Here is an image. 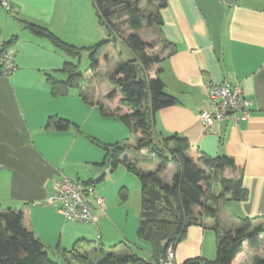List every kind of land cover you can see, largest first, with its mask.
<instances>
[{
  "label": "crops",
  "instance_id": "obj_1",
  "mask_svg": "<svg viewBox=\"0 0 264 264\" xmlns=\"http://www.w3.org/2000/svg\"><path fill=\"white\" fill-rule=\"evenodd\" d=\"M90 2L10 0V10L0 8V42L17 37L12 46L16 70L9 77L0 76V210L23 212L25 227L68 264H72L71 257L75 259L71 251L79 241L81 253L99 246L120 250L125 244L119 255L132 252L150 261L151 245L137 237L142 207L140 179L123 163L112 170L105 150L91 141L114 145L129 139L135 143L131 130L112 115L117 104L109 97L114 90L109 78L121 60H116V51H104L98 69L85 73L88 87L55 97L48 78L65 81L63 68L72 61L20 22L45 27L77 47L93 46L106 32ZM160 15V26L137 33L143 41L156 44L155 53L166 57L161 78L165 90L178 101L155 114V131L163 137L187 139L193 155L233 161L232 166L223 168L221 176L242 178L248 195L240 201L222 200L219 220L223 231L234 232L246 218L252 228L264 225V0H168ZM163 41L174 44L171 56L163 49ZM119 53L130 56L126 49ZM224 81L243 88L251 100L250 117L238 125L226 120L205 128L199 120V113L210 109L205 87ZM50 117L67 119L77 128L66 132L49 129ZM123 159H138L144 172L158 167L147 150H130ZM197 166L204 168L200 162ZM174 173L175 166L170 165L160 176L171 184ZM62 177L95 184L105 201V206L96 210L95 225L67 220L59 206L50 204L55 183ZM212 191L215 195L220 192L219 188ZM194 210L201 212L199 207ZM258 237L259 245L246 242L233 264H253L256 258H264V234ZM216 256V234L208 218L202 225L189 227L186 238L175 247V264L197 258L214 261Z\"/></svg>",
  "mask_w": 264,
  "mask_h": 264
},
{
  "label": "trees",
  "instance_id": "obj_2",
  "mask_svg": "<svg viewBox=\"0 0 264 264\" xmlns=\"http://www.w3.org/2000/svg\"><path fill=\"white\" fill-rule=\"evenodd\" d=\"M96 12L100 26L106 36L99 43L89 47H77L66 43L47 28L20 20L23 27L30 32L48 39L69 57L80 58L84 52L91 57V70L98 69L101 56L106 50H114L123 46L130 56L121 60L109 81L114 87L109 97L116 102L113 116L125 124L132 133L133 144L129 139L103 145L91 139L106 152V161L115 170L124 164L129 171L137 175L142 186V207L137 237L149 243L153 250V258L145 261L136 253L124 255L108 253L101 246L95 249L103 259L93 263L89 253H81L80 241L73 247L71 254L77 260L90 264H158L166 255L167 249L174 248L187 235L189 227L201 223L205 218L213 221L216 234L217 256L214 261L189 259L184 264H233L235 258L243 252L244 244L259 245V235L264 234V225L252 228L249 219H243L242 225L232 231H223L219 220V205L224 198L240 201L247 198L248 192L243 187L242 178L227 179L221 176L225 166H232L233 161L227 157L207 158L193 155V148L187 139L178 135L160 136L154 128L155 114L177 104V98L165 90L161 78L162 63L166 60L161 54L155 53L156 44L147 43L137 34L143 28H151L162 24L160 9L167 5L168 0H158L154 13L145 16L139 1L134 0H90ZM156 0H145L146 4L154 5ZM126 31L132 33L125 35ZM14 36L9 42H2V51L12 49ZM163 49L171 56L174 44L163 41ZM152 52V53H149ZM160 65L151 73L154 66ZM71 62L65 65L63 73H67L65 81L53 77L48 78L51 93L55 97L69 95L72 90H81L88 82ZM86 100V98H85ZM104 115L107 111L101 106ZM47 128L58 132H66L77 128L67 119L50 117ZM135 153L147 150L153 154L158 167L155 171L144 172L139 169L138 159H123L126 152ZM197 162L204 168H199ZM170 165L175 166L172 183L167 184L160 174L167 171ZM93 184V182H84ZM219 188V194L213 193ZM123 199L125 195L122 196ZM199 207L200 213L194 208ZM0 264H59L49 257L47 247L35 237L24 225V214L21 211L0 210ZM253 264H264V258L258 257Z\"/></svg>",
  "mask_w": 264,
  "mask_h": 264
},
{
  "label": "built area",
  "instance_id": "obj_3",
  "mask_svg": "<svg viewBox=\"0 0 264 264\" xmlns=\"http://www.w3.org/2000/svg\"><path fill=\"white\" fill-rule=\"evenodd\" d=\"M0 8L10 10V0H0ZM15 70L14 51L10 49L3 52L2 42H0V76L9 77ZM205 95L210 109L199 113V120L203 127L211 128L226 120L233 125L248 121L251 100L245 95L240 85L229 81L210 83L205 87ZM49 202L59 206L60 213L67 220L94 225L97 223L96 210L105 206V201L99 196L95 185L68 177H62L56 181ZM158 264H175L173 246L167 249L166 255L160 259ZM200 264L206 263L201 262Z\"/></svg>",
  "mask_w": 264,
  "mask_h": 264
},
{
  "label": "rangeland",
  "instance_id": "obj_4",
  "mask_svg": "<svg viewBox=\"0 0 264 264\" xmlns=\"http://www.w3.org/2000/svg\"><path fill=\"white\" fill-rule=\"evenodd\" d=\"M134 1H139L138 2V5L140 6V7H142V11H143V14L145 15V16H149V15H151V13L154 11V9H155V5L156 4H154V5H149V4H146L145 3V0H134ZM91 3V6H92V8H93V13H94V15H96V12H95V9H94V7H93V4H92V2H90ZM96 17V16H95ZM97 22H98V20H97ZM100 25V24H99ZM103 31L105 32V30L103 29ZM130 33H132L131 31H126V33H125V35H127V34H130ZM104 36H106L105 34L103 35V37ZM150 39V38H149ZM149 39H147L148 41H150ZM153 43V42H152ZM123 50H124V47L123 46H117L115 49H114V51H116V60H126L127 58H126V56L124 55V54H121V53H119V52H123ZM156 51V50H155ZM105 53H107V52H105ZM149 53H152V52H149ZM68 58L70 59V61H72V63L77 67L76 69L79 71V72H81L84 76L86 75L85 73L87 72V71H91V57H90V53L89 52H84L83 54H82V56L80 57V58H77V57H69L68 56ZM104 60L106 61V62H108V59L107 58H104ZM156 67L157 66H154V68H152V70H151V73H153V71L156 69ZM86 87H88V82L86 83V85H85ZM77 92V90H72L71 91V93H76ZM133 139V138H132ZM131 139V140H132ZM168 177V174L166 173L165 174V178H167ZM8 208H3V210H7ZM119 246V245H118ZM123 248H126V245L125 244H123V245H121ZM122 248V249H123ZM106 249V251L108 252V253H114V254H118L119 255V253H121L122 252V249H120V250H118V249H116V247H106L105 248ZM95 249L92 247V248H87V253H89V258H90V260L92 261V262H94V263H97V262H100L102 259H103V257H101V255H100V253H98V252H95L94 251ZM133 250H134V252H137V253H139L135 248H133ZM48 253H49V257L52 259V260H54V261H57L59 264H68L67 263V261H66V259H65V257H60L59 256V253H57L56 251H53V250H48ZM140 253H141V251H140ZM139 253V254H140ZM70 259V258H69ZM71 262H72V264H86V263H83V262H80L79 260H76V259H73L72 257H71Z\"/></svg>",
  "mask_w": 264,
  "mask_h": 264
}]
</instances>
